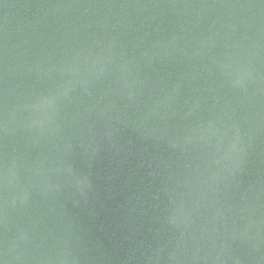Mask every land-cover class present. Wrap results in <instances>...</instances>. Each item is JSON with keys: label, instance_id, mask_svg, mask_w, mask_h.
I'll use <instances>...</instances> for the list:
<instances>
[{"label": "water", "instance_id": "obj_1", "mask_svg": "<svg viewBox=\"0 0 264 264\" xmlns=\"http://www.w3.org/2000/svg\"><path fill=\"white\" fill-rule=\"evenodd\" d=\"M0 264H264V0H0Z\"/></svg>", "mask_w": 264, "mask_h": 264}]
</instances>
